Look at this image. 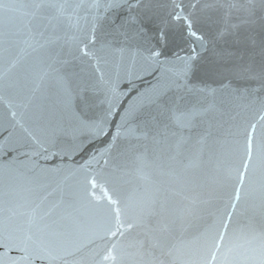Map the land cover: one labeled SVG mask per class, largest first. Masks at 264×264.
<instances>
[{"label": "snow or ice", "instance_id": "snow-or-ice-1", "mask_svg": "<svg viewBox=\"0 0 264 264\" xmlns=\"http://www.w3.org/2000/svg\"><path fill=\"white\" fill-rule=\"evenodd\" d=\"M29 7L32 12L22 31L6 33L0 40V57L8 65L0 72V92L22 94L27 104L35 105L37 122L47 120L44 102L51 100L74 128H94L103 134V121L90 120L86 113L96 103L99 85L106 116L120 106L118 86L99 72L101 61L107 63L111 57H139L148 67L159 70L171 65L174 71L162 74L150 92L121 114L112 141L86 162L90 176L79 200L60 209L48 203L50 194L42 195L41 186L16 189L6 182L0 190V232L15 231L21 244L52 262L100 264L89 250V244L99 240L106 246L101 260L142 264L144 257L168 248L184 211L176 202H195L189 195L190 168L211 165L225 184H243L257 174L264 182V133H257V117L264 121V99L253 100L247 89L236 86L244 79L264 80V65L257 71L238 55L241 48L257 43L242 29L255 23L257 10L264 11V0L259 4L256 0H32ZM162 8L166 9L163 27L153 32L150 25ZM224 10L228 21L235 14L238 22H223L219 13ZM177 26L178 33L170 35ZM173 41L187 45L191 55L177 57L179 63L162 61L163 48ZM261 45L264 53V40ZM16 49L34 54L22 77H13L11 69L23 58L8 63ZM86 61L99 72L96 80L79 67ZM251 105H258L256 116L243 118L241 112ZM227 113L233 115L226 129L222 120L214 124L209 118ZM16 116V111L9 113L14 126L20 125ZM28 134L44 146L40 138ZM121 139L127 147L113 158L112 150ZM0 147L11 154L7 143ZM91 161L96 162L95 171ZM234 191L238 200L240 187ZM85 202L94 215L90 238L73 215L76 205ZM228 202L235 208L231 195ZM232 215L226 207L204 226L205 264H215L221 254Z\"/></svg>", "mask_w": 264, "mask_h": 264}, {"label": "water", "instance_id": "water-1", "mask_svg": "<svg viewBox=\"0 0 264 264\" xmlns=\"http://www.w3.org/2000/svg\"><path fill=\"white\" fill-rule=\"evenodd\" d=\"M164 0H161L163 3ZM189 2V0H186ZM223 2V0H222ZM32 0H0V40L4 35L22 31L23 24L29 19L32 9L29 5ZM259 4L260 0H256ZM11 7L5 9L2 5ZM225 21L236 23L238 17L234 14L230 21L227 20L226 10L219 13ZM264 11L257 10L255 23L245 25L242 31L251 34L256 39L255 47H243L238 55L245 63H252L256 70L264 65V53L261 51V41L264 40ZM166 17V9L160 10L159 17L150 25L153 32L163 27L161 21ZM178 33V26L170 30V35ZM155 43V40H153ZM191 55L190 48L179 41H173L163 48L160 59L171 60L175 63L177 57ZM13 69V77H22L25 68L33 61L34 54L21 52L16 49L12 52L8 63L19 58ZM8 65L0 57V72ZM86 77L96 80L99 72L104 74L106 80H111L118 86L120 106L116 107L111 116H106L103 99V85H99L95 105L86 115L90 120L103 121V134H97L94 128H74L68 123L67 116L63 115L55 106L54 101H45L48 110L46 121L37 122L35 119L36 108L34 104H27L23 95L16 93L4 94L0 92V146L7 143L11 154L0 147V190L7 182L16 189L41 186V194H50L49 204H56L63 209L69 201H77L84 195L86 179L90 176L86 162L90 157L102 153L112 141L113 135L121 123V114L130 105L138 102L142 95L150 92L162 74L174 71L171 65H162L159 70L148 67L142 58L111 57L108 62L101 61L99 72L91 62L79 65ZM242 89H247L253 100L264 99V80L260 78L244 79L237 82ZM16 111V120L20 125L14 126L15 121L9 119V113ZM258 111V105H251L241 112L243 118H253ZM227 113L222 118L218 114H211L215 124L222 120V127L226 129L231 123ZM7 130L5 131V122ZM257 133H264V121L257 117ZM27 130V131H26ZM29 132L40 138L44 146L33 142ZM127 147V141L121 139L112 150V157L118 158ZM46 148V150H45ZM224 166L227 167V146L223 149ZM103 163V159L100 160ZM85 165V167H81ZM90 168L96 170V162L91 161ZM190 181L189 195L195 197V202H176L177 209L183 213L177 219L172 240L163 254L156 251L154 255L143 258L142 264H205L203 257V239L201 233L204 226L216 217L226 207L233 213L227 229L228 235L224 248L217 257L215 264H264V182L259 174L250 175L243 184L239 181L224 183L222 177L211 165L190 168L187 172ZM157 179H163L157 177ZM240 187L239 199H235L234 187ZM90 187V186H89ZM96 195L102 193L99 188ZM231 195L235 208L231 207L228 197ZM77 210L73 215L77 218V227L86 238L94 224V215L85 202L83 206L76 205ZM225 219L227 217L225 216ZM105 244L96 240L89 244L92 259L100 264H114L111 259L101 260L105 254ZM230 249V251H229ZM69 261L73 258L69 257ZM210 259V257H209ZM0 264H63L62 260L55 262L47 258H38V254L31 248L19 242V234L10 231L7 235L0 232ZM127 264H134L128 261Z\"/></svg>", "mask_w": 264, "mask_h": 264}]
</instances>
